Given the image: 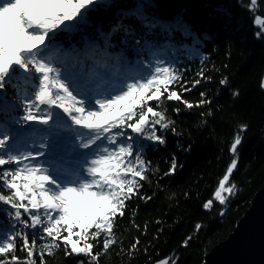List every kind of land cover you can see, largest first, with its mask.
I'll return each mask as SVG.
<instances>
[{
    "label": "trees",
    "instance_id": "obj_1",
    "mask_svg": "<svg viewBox=\"0 0 264 264\" xmlns=\"http://www.w3.org/2000/svg\"><path fill=\"white\" fill-rule=\"evenodd\" d=\"M249 4L250 0H99L83 22L56 33L51 55L83 92L89 80H95L97 88L139 79L150 62L159 60L177 70L180 78L171 88L181 100L165 96L159 108L149 102L172 123L167 129L157 126L164 144L134 141L143 145V158L150 164L138 194L115 219V243L105 251L103 234L90 241L100 253L97 262L84 254L66 255L61 243L53 254L45 252L44 264H153L166 257L175 264H200L205 253L232 231L264 184V34L257 35L262 29L254 22L255 17H264V0H258L255 10ZM117 24L129 27L133 35L127 43H117L123 39V32H117L106 48L101 33L111 32ZM4 91L10 102L8 115H22L21 107H11L20 104L15 90L6 84ZM4 118L0 113V121ZM57 121L65 123L59 116ZM10 128L25 143H39L38 136L27 135V126ZM238 134L242 142L234 155L230 149ZM173 159L176 169L170 173ZM232 159H237L229 181L234 188L231 194L224 193L227 199L221 204L214 193ZM0 193L10 194L3 183ZM209 200L213 204L205 208ZM12 212L0 202V230L13 225L21 230ZM23 231L30 243L37 237V253L41 244L51 242L38 239L39 228ZM14 254L21 260L27 256L20 239ZM35 264H40L39 255Z\"/></svg>",
    "mask_w": 264,
    "mask_h": 264
},
{
    "label": "snow or ice",
    "instance_id": "obj_2",
    "mask_svg": "<svg viewBox=\"0 0 264 264\" xmlns=\"http://www.w3.org/2000/svg\"><path fill=\"white\" fill-rule=\"evenodd\" d=\"M98 3L99 0H0V113L5 117L0 121V183L10 193H0V202L13 209L12 219L22 226L21 230H16L15 225L8 231L0 230V256L5 257L0 264H35L36 255L44 264L45 252L53 254L61 243L66 255L84 254L97 262L100 253L94 251L90 241L103 234L105 251L115 243V219L124 215L126 202L138 194L140 182L147 179L150 162L143 158V145L134 141L141 138L165 143L157 126L167 129L172 121L149 102L155 101L159 108L165 96L167 100H181V95L171 88L180 78L171 64L150 62L148 71L139 79L106 93L98 92L100 98L93 99L81 90L74 76L57 66L51 55L56 33L72 30ZM257 3L250 0V10H255ZM254 22L262 29L257 35L264 34V17L257 16ZM117 32H123V39L118 38L117 43H127L133 35L129 27L117 24L111 32L101 33L106 48L112 46L111 37ZM6 84L20 99L19 105H11L13 110L22 108L20 116L8 115ZM57 116L65 123H59ZM11 124L27 126V135L38 136L39 143H25L18 132L11 130ZM66 129L75 132L76 147L87 150L71 178L46 166L49 161L41 159L46 152L55 150L56 141ZM102 141L107 143L101 146ZM241 142V136L236 135L230 149L234 155ZM5 165L15 167L4 168ZM236 167L237 159H232L218 182L214 197L221 204L227 199L224 193L233 191L229 181ZM175 169L173 159L169 172ZM212 204L209 200L204 207ZM27 228H39L42 235L38 239L51 242L41 244L37 253V237L34 235L30 243L23 231ZM17 239L23 241L27 253L24 260L14 254ZM160 264L175 262L165 259Z\"/></svg>",
    "mask_w": 264,
    "mask_h": 264
},
{
    "label": "water",
    "instance_id": "obj_3",
    "mask_svg": "<svg viewBox=\"0 0 264 264\" xmlns=\"http://www.w3.org/2000/svg\"><path fill=\"white\" fill-rule=\"evenodd\" d=\"M264 144V129L262 135ZM168 257L156 261L160 264ZM200 264H264V184L229 234L205 253Z\"/></svg>",
    "mask_w": 264,
    "mask_h": 264
},
{
    "label": "rangeland",
    "instance_id": "obj_4",
    "mask_svg": "<svg viewBox=\"0 0 264 264\" xmlns=\"http://www.w3.org/2000/svg\"><path fill=\"white\" fill-rule=\"evenodd\" d=\"M92 81L89 80L83 86V89L86 92V94L93 97V99L100 98L99 95L97 94L98 92L106 93L108 91H111L113 88H120L123 86V84L127 83L126 81V82H120L118 85L115 86L103 85V87L95 88L96 82L95 80L94 82ZM77 144L78 141L75 139V132H73L70 129L63 130L61 132V136L56 141L55 150L49 153L50 154L48 155L49 158L45 157V159L49 161V163L46 166L54 168L58 173H63L68 178H71L72 175L75 174L80 168V164L83 159L82 154L87 151L76 147ZM56 161L58 164L61 165V168L65 170L56 168L55 167Z\"/></svg>",
    "mask_w": 264,
    "mask_h": 264
}]
</instances>
